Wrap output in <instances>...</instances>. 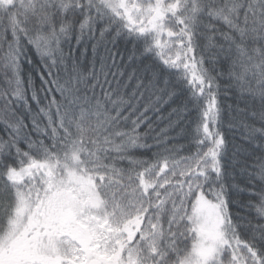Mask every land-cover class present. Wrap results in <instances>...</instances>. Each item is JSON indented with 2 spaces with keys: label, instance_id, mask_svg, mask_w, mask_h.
<instances>
[{
  "label": "trees",
  "instance_id": "obj_1",
  "mask_svg": "<svg viewBox=\"0 0 264 264\" xmlns=\"http://www.w3.org/2000/svg\"><path fill=\"white\" fill-rule=\"evenodd\" d=\"M135 2L161 5L167 42L121 0H0V235L20 196L44 223L43 182L75 170L111 229L137 227L124 260L192 263L189 215L220 194L239 259L264 264V0Z\"/></svg>",
  "mask_w": 264,
  "mask_h": 264
},
{
  "label": "rangeland",
  "instance_id": "obj_2",
  "mask_svg": "<svg viewBox=\"0 0 264 264\" xmlns=\"http://www.w3.org/2000/svg\"><path fill=\"white\" fill-rule=\"evenodd\" d=\"M133 2L134 0H121V6H125L126 15L132 16L131 25L145 30L151 36L152 41H156L160 46L164 41L167 42L169 31L163 28L164 15L161 5L143 7V4L135 2V5ZM175 56L177 57V54ZM212 155L214 154L211 153ZM35 168L36 166L30 169L34 170ZM11 173L13 179L18 181L20 177L26 174V169L14 170ZM86 181L84 176L79 175L75 170H71L68 177L64 180L58 181L53 178L51 180L45 179L43 182L45 188H47L46 192L49 194V197L51 196L50 201L57 204V208L64 217L69 214L68 210L70 208H66L65 202L59 203L57 201L61 197L57 198L59 195L63 194L70 198L75 194L70 199L72 200L70 204L79 202L84 204L85 208L88 209L77 215V221L84 226L78 225L81 231L80 236L81 238L82 236L84 237L85 244L87 245L86 256L85 254L80 256V254L76 261L70 260L69 264H100L97 261L98 254L108 257L106 264H134L129 256L125 260L123 258L120 260L121 252L114 260L112 259L114 254L109 255V250L118 248L120 251V249L125 250L128 247H126V242H123L121 239V232L111 229L109 227L110 223L98 212L101 199ZM213 198H215V201L210 200L205 194H199L195 206L189 215L190 222L195 227L192 231H196L197 234V242L192 251L193 262L189 264H207L209 261H218V258H220L219 253L220 256L230 255L233 259V264H243L241 259H239V252H235L234 249L238 241L230 230L229 215L226 212L224 199L220 194H214ZM33 206L34 203H29L25 196H20L17 200L12 213H10L5 231L0 235V264H19L20 260H22L21 257H27L31 251L33 252L35 261L43 257L45 258L42 259L43 264H62L64 256L56 251L58 249L60 251L63 250V253L68 256L74 250L72 242L70 240L59 241L56 232H38L37 230H33V228L31 229V215L28 212L32 210ZM89 208L91 212H88ZM70 218L72 219L73 216H70ZM74 222L76 223L75 220ZM61 223L55 225V228L62 230L58 235L68 233L70 230L69 222L61 220ZM122 231L125 234L123 237L128 240L135 233L129 224L125 225ZM30 234H32L31 237ZM33 236L34 239H32ZM25 240L26 243H22ZM30 240L32 241L28 243ZM33 242L37 247H33ZM4 247H12L14 249L12 261L8 259V255L3 254ZM98 250L103 251V253ZM127 252L130 251L128 250ZM109 259H111V262Z\"/></svg>",
  "mask_w": 264,
  "mask_h": 264
}]
</instances>
